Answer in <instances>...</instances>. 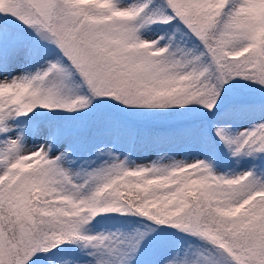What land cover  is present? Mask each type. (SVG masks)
Segmentation results:
<instances>
[{"label":"snow or ice","instance_id":"1","mask_svg":"<svg viewBox=\"0 0 264 264\" xmlns=\"http://www.w3.org/2000/svg\"><path fill=\"white\" fill-rule=\"evenodd\" d=\"M0 264H264V0H0Z\"/></svg>","mask_w":264,"mask_h":264}]
</instances>
